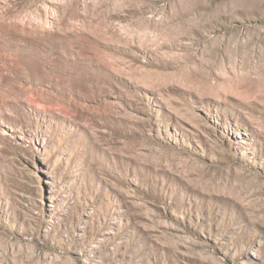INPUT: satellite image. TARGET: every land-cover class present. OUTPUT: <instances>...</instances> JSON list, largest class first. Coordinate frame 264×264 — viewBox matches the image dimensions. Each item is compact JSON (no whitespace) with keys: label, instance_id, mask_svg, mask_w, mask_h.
<instances>
[{"label":"rangeland","instance_id":"1","mask_svg":"<svg viewBox=\"0 0 264 264\" xmlns=\"http://www.w3.org/2000/svg\"><path fill=\"white\" fill-rule=\"evenodd\" d=\"M0 264H264V0H0Z\"/></svg>","mask_w":264,"mask_h":264},{"label":"bare ground","instance_id":"2","mask_svg":"<svg viewBox=\"0 0 264 264\" xmlns=\"http://www.w3.org/2000/svg\"><path fill=\"white\" fill-rule=\"evenodd\" d=\"M23 10V9H22ZM7 11V10H6ZM22 14V13H21ZM17 16V15H16ZM8 19V18H7ZM11 25V24H10ZM33 26H34V24H33ZM13 27V26H12ZM13 29V28H12ZM31 30L32 31H34L35 30V28L33 27V28H31ZM13 32V31H12ZM17 32V31H16ZM50 33V32H49ZM45 34V33H44ZM46 35V34H45ZM23 36V35H22ZM26 36V35H25ZM50 36V34H48V37ZM42 39V38H41ZM42 42V41H41ZM40 42V43H41ZM44 45V44H43ZM45 46H47V45H45ZM43 48H45V47H43ZM49 54V53H48ZM52 55V54H51ZM46 55H44V57H45ZM53 57V56H52ZM56 58V57H55ZM53 59V58H52ZM48 61H50V60H48ZM45 62V61H44ZM41 63V62H40ZM46 64V63H45ZM49 65H51L50 63H49ZM42 69V68H41ZM35 70V69H34ZM181 77V76H180ZM49 78V77H48ZM53 78V77H52ZM178 78H179V76H178ZM184 78V77H183ZM187 78H189V77H187ZM180 79V78H179ZM191 79V78H190ZM177 80V79H176ZM182 80V78L180 79V81ZM192 80V79H191ZM178 81V80H177ZM187 81V80H186ZM7 82V81H6ZM191 82H193V81H191ZM191 82H188L187 83V85L189 84V83H191ZM2 83V82H1ZM4 83V82H3ZM2 83V84H3ZM182 83V82H181ZM10 84V83H9ZM183 85H184V83H182ZM197 84H199V83H197ZM15 84H13V86H14ZM186 85V86H187ZM191 85V84H190ZM195 85V84H194ZM193 85V86H194ZM9 86V85H8ZM16 86V85H15ZM196 86V85H195ZM198 86V85H197ZM11 87V86H10ZM21 87V86H20ZM9 89V88H8ZM12 89V88H11ZM13 89H15L14 87H13ZM17 89V88H16ZM10 90V89H9ZM24 90V89H23ZM8 91V90H7ZM13 91V90H12ZM17 92V91H16ZM26 93V92H25ZM12 95V94H11ZM15 95H16V93H15ZM18 96V95H17Z\"/></svg>","mask_w":264,"mask_h":264}]
</instances>
